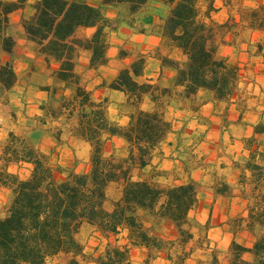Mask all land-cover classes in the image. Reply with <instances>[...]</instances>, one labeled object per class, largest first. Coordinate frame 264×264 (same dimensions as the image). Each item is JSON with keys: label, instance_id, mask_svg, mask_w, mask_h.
<instances>
[{"label": "trees", "instance_id": "16d2710c", "mask_svg": "<svg viewBox=\"0 0 264 264\" xmlns=\"http://www.w3.org/2000/svg\"><path fill=\"white\" fill-rule=\"evenodd\" d=\"M152 1L101 0L98 5L81 0L31 3L32 14L23 19L24 28L47 60L59 61V67L53 72L55 82L75 90L73 99L80 118L77 135L91 145V167L87 172L66 169L48 153L10 133L11 139L3 151L5 164L27 162L32 165V171L29 177L20 178L7 166L0 165V188L8 187L12 193L7 213L0 218V264H47L50 258L61 253L71 256L69 264H79V258L90 256L79 238L84 225L106 237L127 232L123 246L108 243L103 252L93 257L96 264H126L132 247L145 248L149 258L164 253L172 260L166 246L185 245L194 237V227L206 226L192 215L199 204L201 184L191 176L184 159L176 157L187 170L188 178L170 186L133 179L130 168L124 163L146 166L153 151L174 132L163 110H146L140 106L145 96H150L157 104L161 96L175 94L184 103L196 101L200 90H209L216 102L228 103L237 96L239 106L240 69L230 62L223 48L235 45L244 31L264 33V2L241 9L237 20L220 23L213 18L218 10L215 0H206L204 8L200 0H161L169 7L167 14L159 15L158 25L142 21L140 32L145 33V26H149L152 34L167 36L180 50L184 62L167 55L160 58L164 67L174 71L172 87L139 80L145 65L143 57L120 71L108 86L126 94L127 102L135 107L128 123L122 125L110 117L105 100L94 101L80 84L76 62L80 50H88L96 67L108 63L111 34L119 30V23L106 14V8L125 5L128 16L135 19L137 15L147 14ZM29 3L30 0H0V38L3 50L9 54L15 47L14 39L5 33L9 15ZM86 28H93V33L76 36L79 30ZM244 43L250 54L264 56L262 38L249 37ZM127 52L121 48V57L125 58ZM16 81L13 63L10 60L1 63L0 85L10 89ZM262 132L264 124L258 122L253 135L245 139L249 152L239 180L244 188L248 182L251 185L247 229L255 234L256 240L251 247L232 241L229 260L221 263L218 255L213 254L209 264H264V149L256 137ZM113 137L123 138L127 143L126 158L106 155L105 144ZM121 180L122 196L108 208V187ZM225 190L228 185L218 187L216 193L223 194ZM146 219L151 222L150 227L145 226ZM164 221L176 229L175 240L150 231L153 225ZM187 255V251H182L179 258Z\"/></svg>", "mask_w": 264, "mask_h": 264}, {"label": "rangeland", "instance_id": "374dc122", "mask_svg": "<svg viewBox=\"0 0 264 264\" xmlns=\"http://www.w3.org/2000/svg\"><path fill=\"white\" fill-rule=\"evenodd\" d=\"M81 1H86L95 5H98L101 2V0ZM205 2L206 0H200L202 8L205 7ZM261 2H264V0H215V4L222 3L225 6L228 15L227 19L230 20L239 19L241 9L245 7H256ZM168 10L169 7L163 4L161 0H153L148 6L147 14L137 15L135 19H132L128 16L127 7L125 5H118L116 7L105 9L106 14L114 18L115 23H119V30L111 34L112 45L109 49V54L116 52V56L111 57V60H117L119 65L128 67L135 59H137L138 57H143L145 60L143 76L139 78V80L142 82L149 79V74L158 72V68L162 63L160 58L163 55H167L174 59H178L181 62H184V57L178 53L176 47H174L173 44L162 41L157 43V39H151L148 37L147 34L150 30L149 26H145L146 32L144 33V35H139L141 33L140 29L141 27H143L141 26L142 21H146V23H149V25H158L159 15L166 14ZM31 14L32 10H28L27 12L24 11L23 17L28 18ZM130 24H132L133 26H131ZM131 29L132 32H130ZM92 33V29H81L76 33V36L85 37L91 35ZM249 37H251L253 40L259 38H262L264 40V33H261L259 31H254L251 33L248 30L242 32L241 36L236 40L235 45L231 46L233 48L232 51L234 53H236L237 51H243V54L245 55L246 53L250 54V51L247 50V44L244 43V41ZM244 47H246V50H244ZM121 48L128 51L125 58L121 57L122 54L120 55ZM224 49L225 47L223 48V51ZM253 50L254 48H252V51ZM40 54L42 53L40 52ZM9 60L14 65V58L10 57ZM87 62L88 57L80 51L76 62V72L79 75L80 84L82 86L83 78L85 79L86 77H90L89 81H92V76H90V74L88 76V72L90 73V70L92 68L87 65ZM45 64L47 68L46 72L43 73L40 72V69H37V72L41 74H36L29 83V85L32 84L39 87L35 91V93L39 92L41 89H49L48 98L46 101H43L42 104V107L44 109V117L29 115L30 113H32V111H30V109L26 106H20V108H16L19 102H21L22 104L24 101L27 102L31 98L37 100L41 99L39 96H36L33 91L30 90L25 93V91L23 90L22 87L25 77H23L24 70L19 71L20 67H16L17 81L12 88L6 89L5 87L0 85V128L3 127V124L8 120L13 119L14 121H17V119H21L24 116L27 117V119H23L18 123L13 122V124H15L13 130H10L8 126L3 132L0 129V165L7 166L10 172L16 173L20 178L29 177L32 171V165L27 162H10L5 164V161L3 160V151L5 146L11 139L10 133H14L17 137H19L20 141L27 142L30 145L41 149L45 153H48L53 161L61 164L66 169L87 172L91 167L90 161L89 165L87 166L84 157L81 156L82 154H76L75 152L69 155V160L60 159L58 157L62 153L60 144L57 143L50 149V147L48 146V142L46 141V139H44V134H49L52 135L54 140L58 142H60V140L62 139L61 137H64V139H67L69 137L70 141V132L73 131V133L77 135V127L80 122L79 110L77 109V105L75 104L73 99V95L75 93L74 88L69 87L68 92V87H64L62 86L63 84L56 83L53 78V72L59 67V61L55 58L47 60L44 56L42 66H44ZM116 68L117 66L114 67V69ZM166 69L168 78L170 75V71L173 70L168 67H166ZM49 77L53 78V82L51 84H48L47 82ZM155 83L161 86H166L165 81L163 82V84L159 82ZM247 84L248 82L241 77L240 92L238 93L239 95H241V97L239 99V106L237 107V109L239 116L242 113V117L238 120V123H240L238 125L239 128H231L237 134V136L235 137L237 140L241 138L243 139L244 150L239 153L237 159L228 157L227 160L231 161V164L229 165L226 163V158H221L222 163L220 166L218 159L221 156H218L217 161L213 164V166H215V169H217V172H214V176H216L217 178L214 181L216 186L224 187V185H228V190H225V193L228 196H240L243 199V202H245L246 204L243 210L247 211L248 216V197L251 188L250 182H248V185H246V187L244 188L239 184L241 174L238 181L236 183H233L228 182V179L231 180L232 178L231 173H228L227 175L220 173V170L224 166H232L240 170L242 173V168L249 152L245 145V139L247 138V136L244 135L247 133L250 126L253 125V122H261L264 124V90L255 91L254 88L250 89ZM83 87L87 89L86 86ZM87 91L89 90L87 89ZM234 98L238 99L237 96H235ZM122 99L124 100V102L121 101ZM127 99L128 97L125 94V96L114 95L112 97H108L105 101H109L112 103L116 102L118 103V105H122V110L124 112H131L135 110V107H131L127 102ZM233 103L234 100L226 103V105L227 107H229ZM140 106L145 108L146 110L160 108L164 111L165 117L172 122L173 127L176 130L174 129V132H172L167 137V139L159 144L158 147L153 151V154L149 159L146 167H142L138 163H124L130 168L129 173L131 177L136 180L145 179L156 181L163 186H170L184 182L187 170H184L179 162H176L174 172L172 173L175 178L173 179V181H170L166 175V170H163L161 168L155 169L153 167L154 164H152L151 160L152 158L158 159L159 154L163 153V150L161 148L162 145H166V147H169L172 142L168 139H175V132L177 133V131H180V134H182L180 136V139L182 140L181 147L180 149H175L174 155L176 156H174V160H176V157H178L177 159H184V161L187 162L188 169H190V171L204 165V158L206 155L201 154V149L198 146L203 140V130H201L202 128H198L196 127V125H189L188 127H186L187 129L182 128L181 130H179L180 128H178V120L180 119V116H177L179 114L181 116L185 115L186 117H188V110H192V112H195L193 108L198 111L201 106L200 101L196 98V101H187L183 103L181 99L178 98L175 94H165L161 96L157 104L151 100L150 96H145L140 103ZM187 106L189 108H186ZM227 110L224 113L226 117L229 115ZM14 111L18 112V114H15ZM221 111H223V108H221ZM21 112H23V114ZM58 117H61V119L58 121L63 124V127H60L59 124L54 123V119H57ZM243 117L245 120H242ZM230 123L231 122H226L227 127ZM257 141L261 144V148L264 149L263 139L257 138ZM73 145L71 147H73ZM79 151H81V149H79ZM105 153L106 155L112 154L117 159H124L128 156L127 143L121 144L116 140L108 141L105 144ZM227 155L228 154H225L224 156ZM235 156L237 155L235 154ZM68 164H70L71 166ZM200 184L201 189L199 193V201L200 196L203 197L201 199H204V197L209 196L208 193L213 191L211 185L202 183ZM122 191V180L110 184V186L108 187V201L106 203V206L108 208L112 207V201L117 200L122 196ZM11 196L12 193L10 188H0V218L6 215L7 208L11 201ZM237 205L240 209L242 204L240 202ZM238 206L236 207L238 208ZM239 214L241 215V212H239ZM192 215L195 216L193 212ZM247 216H238L233 220L236 223V226L241 225L242 228H246V230H248L256 240L255 234L247 229ZM145 226H151V222H149L147 219L145 220ZM207 230L208 226L201 228L194 227L192 230L194 233V237L187 244L183 245L176 243L175 245L166 246V248H168L172 253V260H168L164 253L158 255L154 254L149 258L147 250L142 251L140 250V248L142 247H132L130 260L126 264H209L213 254L218 255L221 263H226L229 260L230 256L229 249L224 250L217 247H210L208 243ZM150 231L158 236L172 240H175L178 236V233L173 225L165 221L153 225V227L150 228ZM79 238L84 244L85 251L90 255L87 258H79V264H96L93 260V257H96L99 253L103 252L108 243L112 245L123 246L127 242V232L122 231L118 235H110L106 237L102 236L92 227L84 225L79 233ZM182 251L188 252L187 257L184 259L179 258V255ZM70 257L71 256L68 254L61 253L50 258L47 264H69ZM247 257H249V255H247Z\"/></svg>", "mask_w": 264, "mask_h": 264}, {"label": "crops", "instance_id": "0c3cea01", "mask_svg": "<svg viewBox=\"0 0 264 264\" xmlns=\"http://www.w3.org/2000/svg\"><path fill=\"white\" fill-rule=\"evenodd\" d=\"M34 1L35 0H30V3L24 9L16 10L9 15L6 34L11 36L15 41V47L11 54L3 50L2 40L0 38V64L9 60L10 57L14 58L15 71L16 67H20L19 71L24 70L23 77L25 78L22 88L25 93L30 90L35 93V91L39 88L36 85H29L30 80H32V78L36 74H41L37 72V69H40V72L43 73H45L47 70L46 64L42 66L44 56L40 54L38 44L29 39L23 25L24 11L27 12L28 10H31V3ZM215 5L218 10L213 13V18L220 23L225 22L228 18L225 6L222 3H216ZM166 14L162 15L165 16ZM86 29H92V31H94L93 28ZM130 32H132V29L130 30ZM139 35L142 36L144 35V33H140ZM147 35L151 39H157V43L162 41L172 44L171 40L167 36L156 35L152 34L151 32H149ZM176 50L179 54H181L179 49L176 48ZM232 50L233 48L231 46H226L223 53L229 56L230 62L239 66L240 75L242 79L248 82V87L250 89L254 88L255 91L264 90V56H256L248 53H246L245 55L243 54V51H237L236 53H234ZM244 50H246V47H244ZM80 51L88 57L87 65L93 69L90 70V73L88 72V76L89 74L90 76H92V81H89L90 77H86L85 79L83 78V86H86V88L91 92L92 99L96 102H99L104 101L108 97H112L114 95L125 96L123 92L113 90L108 86V84L118 76L120 71L125 68L124 65H119L117 60H111V57L116 56V52L109 54L110 58L107 64L96 67L92 63L90 51ZM116 66L117 68L114 69V67ZM167 74L168 73L166 67H164L161 63L160 67L158 68V72L149 74V79L147 81L159 82L162 84L165 81L167 87H172L173 71H170V75L168 78ZM47 82L48 84H51L53 82V78L49 77ZM67 90L69 92V87L67 88ZM35 94L41 99L37 100L31 98L27 101L28 103L24 101L22 104L21 102H19L16 108H20V106H26L30 109V111H32V113H30L29 115L44 117V109L42 107V104L43 101H46L48 98V90L41 89ZM196 98L201 103L199 110L195 112H192V110H188V117L178 114L177 116H180V119L178 120V128H180L179 130H181L182 128L187 129L186 127H188L189 125H196V127L202 128L201 130H203V140L198 146L201 149V154L206 155L204 158V165L199 166L195 170H192L191 176L202 184L211 185L213 191L208 193L209 196L204 197V199H201L203 197L200 196L199 205L192 212L193 214H195V217L201 224L208 226L207 237L210 247H217L227 250L230 248L231 243L234 240L242 244L243 246L251 247L255 242V237L248 230H246V228H242L241 225L236 226V223L233 220L238 216H247V211L243 210V208L246 206L245 202H243V199L238 195L228 196L226 193H216L218 186H216L214 182L217 179L216 176H214V172H217V169H215V166H213V164L217 161V157L221 156L218 159V162L221 166V158H226V160L228 157L237 159L239 153L244 150L243 139L241 138L237 140L235 138L237 134L231 129L239 128L238 125L240 124L238 123L240 116L237 109V99L234 98V103L231 106L227 107L226 103L224 102H216L213 98V93L209 90H200ZM121 101L124 102L123 99ZM106 105L108 108V113L113 120L118 121L122 125H126L128 123L130 112H124L122 110V105H118V103L116 102L112 103L109 101L106 102ZM186 108L189 107L187 106ZM221 108H223V111H221ZM226 110L229 113L227 117L224 114ZM14 112L15 114H18V112ZM21 113L23 114V112ZM23 119H27V117L24 116L21 119H17V121H14L13 119L8 120L6 122L7 124L4 123L3 127H1L0 129L3 132L8 126L10 130H13L15 125L13 124V122L18 123ZM60 119L61 117L54 119V123L59 124L61 127L63 124L58 121ZM242 120H245L244 117L242 118ZM226 122H231L228 127L226 125ZM256 123L258 122H253V125L250 126L244 136L248 137L253 135L254 125ZM44 135V139H46V141L48 142V146L50 147V149L55 144H60V148H62V153L58 156L60 159L69 160V155L75 152L76 154H82L81 156L84 157L86 165H89L91 145L89 142L73 133V131L70 132V141L69 137L67 139L61 137L62 139L60 140V142H58L54 140L52 135ZM181 135L182 134H180V131H177V133L175 132V139H168L172 142L170 146L166 147V145H162L161 148L163 150V153L159 154L158 159L152 158L151 160L152 164H154L153 167L155 169L161 168L163 170H166V175L170 181H173V179L175 178L172 174L177 162L176 160H174V156H176L174 155V151L175 149H180L181 147ZM256 137L262 138L264 142V132L256 134ZM113 140H116L121 144H126L125 140L120 137H113ZM71 144H74L73 147H71ZM79 149H81V151H79ZM225 154L228 155L224 156ZM235 154L237 156H235ZM230 162L231 161L229 160L226 161L228 165L231 164ZM220 173L224 175L231 173L232 178L231 180L228 179V182L236 183L240 177L241 171L232 166H224L220 170ZM188 175L189 174H186L185 180L188 178ZM240 202L242 205L239 209V206L237 204H239ZM236 206H238V208ZM239 212H241V215L239 214ZM140 250L146 251L145 248H140Z\"/></svg>", "mask_w": 264, "mask_h": 264}]
</instances>
